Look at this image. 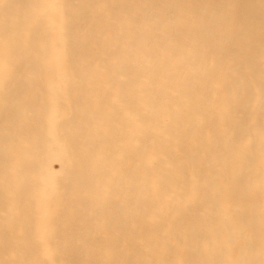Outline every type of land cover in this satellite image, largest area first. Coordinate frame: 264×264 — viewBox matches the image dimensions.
Instances as JSON below:
<instances>
[{"label":"bare ground","instance_id":"obj_1","mask_svg":"<svg viewBox=\"0 0 264 264\" xmlns=\"http://www.w3.org/2000/svg\"><path fill=\"white\" fill-rule=\"evenodd\" d=\"M0 264H264V0H0Z\"/></svg>","mask_w":264,"mask_h":264},{"label":"rangeland","instance_id":"obj_2","mask_svg":"<svg viewBox=\"0 0 264 264\" xmlns=\"http://www.w3.org/2000/svg\"><path fill=\"white\" fill-rule=\"evenodd\" d=\"M55 168H57L56 166H54Z\"/></svg>","mask_w":264,"mask_h":264}]
</instances>
